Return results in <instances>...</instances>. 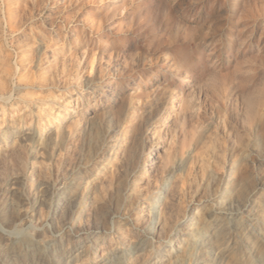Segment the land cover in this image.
I'll return each mask as SVG.
<instances>
[{"label":"bare ground","instance_id":"obj_1","mask_svg":"<svg viewBox=\"0 0 264 264\" xmlns=\"http://www.w3.org/2000/svg\"><path fill=\"white\" fill-rule=\"evenodd\" d=\"M17 70L0 62V112H22L0 124V264H264V234L230 246L237 210L249 206L245 179L214 176L199 160L208 199L195 206L198 219L181 201L195 185L179 175L191 155L184 109L149 145L152 118L138 117L131 102L96 121L85 114L89 102L72 114L59 95L54 108L60 88Z\"/></svg>","mask_w":264,"mask_h":264},{"label":"rangeland","instance_id":"obj_2","mask_svg":"<svg viewBox=\"0 0 264 264\" xmlns=\"http://www.w3.org/2000/svg\"><path fill=\"white\" fill-rule=\"evenodd\" d=\"M0 62L18 66V76L43 75L60 88L54 108L63 95L72 114L89 102L85 114L98 121L131 102L138 117L152 118L149 145L184 109L191 155L179 175L195 185L181 201L208 199L203 160L214 176L245 179L250 192L230 246L264 234V0H0ZM8 112L3 126L22 114Z\"/></svg>","mask_w":264,"mask_h":264}]
</instances>
